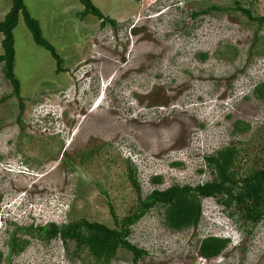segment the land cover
Listing matches in <instances>:
<instances>
[{
  "label": "rangeland",
  "instance_id": "374dc122",
  "mask_svg": "<svg viewBox=\"0 0 264 264\" xmlns=\"http://www.w3.org/2000/svg\"><path fill=\"white\" fill-rule=\"evenodd\" d=\"M12 1L0 0V20ZM92 1L116 24L81 15L79 0H25L62 62L58 69L20 14L14 69L23 109L0 63V264H96L86 250L74 256L72 241L66 248L16 225L85 217L115 226L114 215L155 189L211 180L206 157L230 145L240 149V173L264 166V102L254 91L264 81V26L236 8L263 15L264 0ZM210 5L223 9L202 12ZM84 72L89 80H79ZM100 80L111 86L96 106ZM50 102L65 115L44 124ZM201 207L199 224L183 229L166 224L163 205L151 207L129 236L146 252L135 261L119 248L109 264H264V219L253 225L217 197H202ZM15 231L30 242L9 255ZM211 235L228 243L204 257L200 241Z\"/></svg>",
  "mask_w": 264,
  "mask_h": 264
},
{
  "label": "trees",
  "instance_id": "16d2710c",
  "mask_svg": "<svg viewBox=\"0 0 264 264\" xmlns=\"http://www.w3.org/2000/svg\"><path fill=\"white\" fill-rule=\"evenodd\" d=\"M83 4L81 15L94 14L101 19L102 24H116L114 18L103 13L92 0H79ZM237 9L245 14L249 21L256 27L264 26V14H254L252 8L242 6L237 1ZM214 9H223L217 5H210L202 9V12H211ZM23 15L27 28L32 33L36 44L49 50L57 59L58 69L61 66V59L56 47L44 36L40 22L30 13L25 4V0H13L10 9L0 20V33L2 51L0 52V63L4 76L12 85V93L20 99V108L23 109L24 103L21 96V82L15 73V36L14 28L18 24L19 15ZM197 16L198 12H192ZM257 35V31L255 33ZM202 54V57H205ZM256 96L264 102V81L258 83L254 88ZM5 99V98H4ZM20 119V118H19ZM235 128L239 131L249 129V124L235 122ZM211 167L213 177L205 183L192 185H173L168 189H155L134 205L132 211L121 219L114 215L115 226H110L104 222L88 220L83 217L72 219L68 223L57 224L55 222L45 225L18 226L26 234L44 238L50 241L52 238L60 237L68 248L69 241L74 242L73 255L81 257L82 251L86 250L96 264H109L117 255L119 248L131 250L135 261L138 260L146 251L133 245L129 241L132 233L131 224L136 222L145 212L156 204L163 205L166 224L172 228L196 227L199 224L202 214L201 199L206 196H215L226 207L233 206L242 211V217L249 220L253 225L264 219V166L251 168L246 173H240V149L237 145L226 146L216 152V154L206 157ZM179 163V162H177ZM129 177L133 186L140 196V186L135 177V169L130 167ZM160 180V177L153 179ZM113 211V209H112ZM15 225L14 221H10ZM9 235V252L20 253L29 244V238L21 239L16 232ZM228 243L227 238L208 236L200 241V253L204 257L216 256L222 252ZM3 253L0 251V263Z\"/></svg>",
  "mask_w": 264,
  "mask_h": 264
},
{
  "label": "clouds",
  "instance_id": "9594fccd",
  "mask_svg": "<svg viewBox=\"0 0 264 264\" xmlns=\"http://www.w3.org/2000/svg\"><path fill=\"white\" fill-rule=\"evenodd\" d=\"M85 73L86 72H84L83 74H82V76L80 77V79L79 80H81L82 78H86V80H89L88 79V77L87 76H85ZM100 86H99V91H98V94H97V99H96V101H95V104H96V106H99V105H101V102H102V99L103 98H105V96H106V93L109 91V87L111 86V82H103L102 80H100ZM82 86V85H81ZM83 87V86H82ZM107 88H108V90H107ZM81 91H83V89L80 87L79 88ZM107 90V91H106ZM67 95H63V96H61V98L60 99H62V100H64V101H66L67 103L68 102H72V100H68L67 99V97H66ZM50 105H49V107L42 113V120L41 119H39L38 121H41L42 123H44L45 124V122H49V121H52L53 120V118H54V116L56 117V118H60V117H62V116H64L65 114V110H66V108H64V109H62L61 108V104H59L58 102H55V103H53V102H50L49 103ZM60 113V114H59ZM206 197H215V196H206ZM217 201V200H216ZM70 210H71V207L69 208ZM201 220V219H200ZM70 221V220H69ZM69 221H65V222H63V223H68ZM200 222V221H199ZM58 238V237H57ZM60 238V237H59ZM62 239V238H61ZM63 241V240H62Z\"/></svg>",
  "mask_w": 264,
  "mask_h": 264
}]
</instances>
